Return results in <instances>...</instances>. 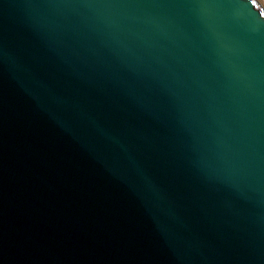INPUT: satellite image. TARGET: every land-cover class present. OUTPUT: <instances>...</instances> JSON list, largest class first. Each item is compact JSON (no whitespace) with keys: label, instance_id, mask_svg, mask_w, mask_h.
Here are the masks:
<instances>
[{"label":"water","instance_id":"water-1","mask_svg":"<svg viewBox=\"0 0 264 264\" xmlns=\"http://www.w3.org/2000/svg\"><path fill=\"white\" fill-rule=\"evenodd\" d=\"M0 264H264V0H0Z\"/></svg>","mask_w":264,"mask_h":264}]
</instances>
